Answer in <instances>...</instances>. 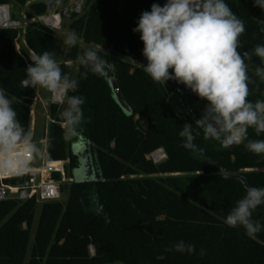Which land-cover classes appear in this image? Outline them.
I'll use <instances>...</instances> for the list:
<instances>
[{
  "label": "trees",
  "instance_id": "16d2710c",
  "mask_svg": "<svg viewBox=\"0 0 264 264\" xmlns=\"http://www.w3.org/2000/svg\"><path fill=\"white\" fill-rule=\"evenodd\" d=\"M68 1L0 4L28 6V16L34 17ZM165 2L86 0L84 13L71 17L70 31L82 45L68 46L60 66L78 82L68 95L85 98L84 119L77 134L68 136L61 126L65 104L61 108L51 103L47 142L50 159L67 161L73 182L63 187V193L68 189L65 204H43L31 248L36 202H0V264H26L29 249L27 264H264V230L249 237L243 228L224 223L248 187H264V155L248 151L244 144L225 149L206 139L195 120L207 101L174 80L165 86L155 83L143 70L144 45L132 29L143 11ZM225 2L245 23L241 54L264 44V9L254 0ZM19 34L0 29V88L15 97L13 106L29 130L37 88L22 87L25 69L32 56L53 52L55 39L52 30L36 22L24 36L26 46L17 49ZM89 48L114 69L100 77L84 68L79 58ZM246 62L248 99L264 100V78L254 74L256 66L264 65L255 56ZM110 80L129 111L114 98ZM185 123L193 124L196 152L182 147L179 132ZM248 139H264V134L249 128ZM79 142L82 147L75 149ZM160 149L167 159L155 164L148 156ZM252 219L264 225V205ZM181 240L194 244L195 251L165 250Z\"/></svg>",
  "mask_w": 264,
  "mask_h": 264
},
{
  "label": "clouds",
  "instance_id": "9594fccd",
  "mask_svg": "<svg viewBox=\"0 0 264 264\" xmlns=\"http://www.w3.org/2000/svg\"><path fill=\"white\" fill-rule=\"evenodd\" d=\"M53 2L46 0L48 5ZM254 3L264 9V0ZM132 31L140 34L142 54L147 61L143 70L153 82L165 86L167 81L174 80L207 101L203 114L195 120L206 139L217 141L225 149L244 144L248 151L264 155V139H248L249 128L258 136L264 134V100L248 99L251 78L246 62L255 56L264 65V44L241 54L238 49L246 32L245 23L225 0H166L163 6L153 3L150 11L141 13ZM77 41L73 31L63 43L71 47ZM31 61L25 69L22 87L44 88L62 96L65 134L76 135L84 119L85 98L68 93L77 90L78 82L62 71L50 51L32 56ZM79 62L100 77L114 69L113 64L91 48L85 49ZM254 74L264 78V66H256ZM82 76L86 78L87 72ZM14 101L15 97L0 88V176L25 174L41 152L33 133L21 123ZM192 125L185 123L179 135L184 138L182 147L196 152ZM261 205H264V187H248L224 223L230 228H243L249 237H254L264 230V225L252 219ZM165 250L192 254L195 245L181 240ZM200 254H204L203 250Z\"/></svg>",
  "mask_w": 264,
  "mask_h": 264
},
{
  "label": "built area",
  "instance_id": "2783aa9c",
  "mask_svg": "<svg viewBox=\"0 0 264 264\" xmlns=\"http://www.w3.org/2000/svg\"><path fill=\"white\" fill-rule=\"evenodd\" d=\"M74 3V13H81L82 6L86 0H69ZM40 22L50 30H58L62 25V15L57 11H51L38 17L27 16L21 24L12 18L9 5L0 4V29H23L22 35L27 33L31 25ZM20 37V35H19ZM52 104L58 107L64 105L63 97L52 94ZM64 128V124H61ZM48 133V131H47ZM42 152L33 160L30 171L20 176H0V202L15 200L21 203L34 201L36 204H47L60 202L63 196V187L73 182L67 176V161H54L50 159L48 142L44 139L41 142ZM148 159L159 164L167 159L163 149H160L148 156Z\"/></svg>",
  "mask_w": 264,
  "mask_h": 264
},
{
  "label": "rangeland",
  "instance_id": "374dc122",
  "mask_svg": "<svg viewBox=\"0 0 264 264\" xmlns=\"http://www.w3.org/2000/svg\"><path fill=\"white\" fill-rule=\"evenodd\" d=\"M85 3L86 1L82 6L81 13L78 14L79 16L84 13ZM9 6L11 8L12 18L23 24L25 22V18L28 16V6L26 7H19L15 5H9ZM74 9H75L74 3L68 1V3H66L63 7H59L57 10H55L58 13H61L62 15V25L60 29L52 31L55 39L52 53L54 58L60 65L64 62L66 52L68 49V46L65 45L63 41L65 40L66 35L69 32H71L70 24H71V17L73 16V14H75ZM34 17H38V16H34ZM18 31L20 32L19 34L20 41L17 44V49H20V47L26 46V42L24 40V34L22 35L23 29L19 28ZM77 42L80 45H82L81 41H77ZM68 65H72V63H68ZM75 66L77 67V62L75 63ZM51 101H52V93H50L48 90L44 88L36 89V96L34 98L33 105L31 106L29 130L33 133L34 140L40 146L41 152L43 149V147L41 146V142L44 139H47L48 136L47 131L50 122L49 110H50ZM61 124H64V122H62ZM70 184H72V182H70L68 185L70 186ZM67 197H68V189L64 191L62 200L60 202L65 204L67 202ZM42 206L43 204L36 205L34 222L31 228V243L29 248H31L33 244ZM23 227L26 228V225H24ZM90 250L91 253L94 254V248L90 247ZM29 257H30V249L27 254L26 264L28 263ZM113 264H123V263H113Z\"/></svg>",
  "mask_w": 264,
  "mask_h": 264
},
{
  "label": "water",
  "instance_id": "95a60500",
  "mask_svg": "<svg viewBox=\"0 0 264 264\" xmlns=\"http://www.w3.org/2000/svg\"><path fill=\"white\" fill-rule=\"evenodd\" d=\"M110 84H111L113 94H114V98L116 99V101L122 106L123 109L129 111L126 103L124 102V100L121 96V93L119 91V88H118L116 82H114L113 80H110ZM82 145H83V143L79 142V143L75 144L74 148L80 149L82 147Z\"/></svg>",
  "mask_w": 264,
  "mask_h": 264
}]
</instances>
